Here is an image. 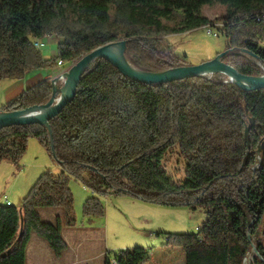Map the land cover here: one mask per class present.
<instances>
[{
    "label": "trees",
    "instance_id": "obj_1",
    "mask_svg": "<svg viewBox=\"0 0 264 264\" xmlns=\"http://www.w3.org/2000/svg\"><path fill=\"white\" fill-rule=\"evenodd\" d=\"M214 6L223 10L221 61L244 76H264V0H0V81L22 85L29 73L46 75L24 81L1 111L45 104L57 62L70 66L108 43L124 42L126 62L140 72L190 66L166 38L213 27L202 9ZM49 37L55 52L45 57L33 43ZM48 125L51 138L37 124L0 129V164L19 162L35 139L57 167L16 204L0 203V264H26L32 237L62 257V229L76 228L69 180L91 193L82 205L88 222L103 218L100 197L108 195L201 210L195 232L164 234L167 246L183 250L184 264H244L263 222L253 264H264V89L244 92L220 74L145 85L99 59ZM172 153L183 163L178 181L164 170ZM45 209L52 219L41 216ZM149 256L141 247L106 252L104 264H148Z\"/></svg>",
    "mask_w": 264,
    "mask_h": 264
},
{
    "label": "rangeland",
    "instance_id": "obj_2",
    "mask_svg": "<svg viewBox=\"0 0 264 264\" xmlns=\"http://www.w3.org/2000/svg\"><path fill=\"white\" fill-rule=\"evenodd\" d=\"M202 13L214 22L213 27H209V29L217 33L216 29L221 26L222 8L218 6L203 8ZM173 25L174 23L171 22V26ZM205 30L206 28L197 29L177 36H171L166 38V40L173 46L176 55L186 57L190 65H198L213 59L216 55L222 53L224 49V38L219 34L208 36L205 34ZM54 44L55 39L53 37L46 38L44 48L41 50L42 54L55 52ZM68 67L65 66L60 72H65ZM53 73L54 71L51 74L48 73V78H51ZM54 75L58 77L59 74L55 73ZM62 82L63 80L59 79L56 86L61 87ZM16 84H19L20 87L22 86L18 80L2 79L0 81V98H3V96L7 97L8 93L13 91L11 87L13 85L17 86ZM2 103L0 100V106ZM45 169H49L52 172L54 170L55 172V162L35 139H29L26 151L19 162L16 164L7 162L0 164V200L2 198L3 201L6 200L16 204L19 198L25 196L35 183L36 177L41 174L40 172ZM164 170L173 181L182 179L183 163L176 153L169 155L168 161L164 164ZM68 185L72 194L76 230L81 232L78 235L75 234V239L81 238L86 232L93 239V243L85 245H95V250L91 252L90 256L88 254L91 264H103L104 251L107 249L108 252L117 253V251L135 247L144 248L150 254L148 264H184L183 250L180 247L167 246L164 234L193 233L204 221L203 212L199 209L192 212L186 208L161 207L126 196L108 195L100 197L104 210L103 218H94L88 222L82 215V205L85 197L89 195L87 193L88 190L74 180H69ZM45 210L49 212L51 209ZM262 224L263 222L257 229L253 238V248L246 255L244 264H253L255 262L256 253L254 246L257 243H262ZM62 234L71 247L73 245L81 247L77 246L79 245L77 240L74 238L73 240L67 235L66 228L62 229ZM32 239L33 241L27 249L26 264H59V260L51 256L41 241L35 237ZM103 240L104 249L102 250L100 247L103 244ZM36 244H41L44 248L40 249ZM96 255L97 258L92 260L93 256ZM111 257L112 254L110 255Z\"/></svg>",
    "mask_w": 264,
    "mask_h": 264
},
{
    "label": "water",
    "instance_id": "obj_3",
    "mask_svg": "<svg viewBox=\"0 0 264 264\" xmlns=\"http://www.w3.org/2000/svg\"><path fill=\"white\" fill-rule=\"evenodd\" d=\"M124 42L108 43L85 54L71 64L60 77L49 79L51 95L49 100L40 106H33L21 111H0V129L12 126H26L37 124L48 130V121L56 116L74 98L77 85L83 73L96 61L104 60L115 68L122 76L129 80L145 85L165 84L173 81L204 77L212 74H220L227 77L232 84L244 92L264 89V76L249 77L238 73L231 66L223 63L221 59L226 55L222 52L213 59L198 65H190L169 69L158 73L140 72L132 68L124 58ZM63 80L61 87H57V81ZM253 127L245 130L244 137L248 147V133ZM53 153V147H51ZM21 235V234H20Z\"/></svg>",
    "mask_w": 264,
    "mask_h": 264
},
{
    "label": "crops",
    "instance_id": "obj_4",
    "mask_svg": "<svg viewBox=\"0 0 264 264\" xmlns=\"http://www.w3.org/2000/svg\"><path fill=\"white\" fill-rule=\"evenodd\" d=\"M52 41V40H51ZM54 46V45H53ZM52 46V47H53ZM51 54H53V53H45V54H43L44 56H49V55H51ZM59 70L60 69H56L55 71H54V73H53V75L56 73V74H58L59 73ZM53 75H52V77L51 78H55V75H54V77H53ZM46 75H45V73H43V72H41V73H36V72H34V73H29V74H27L26 76H25V78H24V80L22 81V86L20 87L19 86V84H16L17 86H15V85H13L11 88H13V91H11L10 93H8V95H7V97H4L3 96V98L1 97L0 98V100H1V102H3L2 103V105L0 106V111H1V108L5 105V104H7V103H9L13 98H15L16 96H18L21 92H22V88H23V82L24 81H26V83H27V85L28 84H30V83H32V82H35L36 80H37V78L39 77V78H41L42 80H44V78H46L45 77ZM50 78V77H49ZM16 87V89L14 90V88ZM3 100V101H2ZM44 171V170H43ZM43 171H41L40 173H42ZM56 171H57V167H56ZM55 171V172H56ZM53 172H54V170H53ZM39 173V174H40ZM38 177V176H37ZM37 177H36V179H37ZM87 193L89 194V195H87L86 197H85V199H87L88 197H90V192H88L87 191ZM26 195V194H25ZM24 197V196H23ZM22 197H20L19 198V200L21 199ZM18 200V201H19ZM17 201V202H18ZM3 202V200H2V198H1V200H0V203H2ZM7 202H9V203H13V202H10V201H7ZM41 216L42 217H44V218H46L47 220H50V219H52V217L54 216V212L52 211V210H49V212H48V210H42L41 211ZM66 233H67V235H69V237H71L72 239L74 238L75 239V234L76 235H78L79 233H81V232H79L78 230H76V228H74V229H66ZM98 234V233H97ZM86 235V236H85ZM62 236H63V234H62ZM66 236V235H65ZM33 238V237H32ZM31 238V239H32ZM36 238V237H35ZM64 238V240L66 241V243H67V245H68V247H67V250H66V252L62 255L63 257H61V258H59L58 260H59V264H91L90 262H89V256H90V254H91V252H93L95 249V245H93V244H88V245H85V244H87V243H93V239L90 237V236H88L87 234H86V232H85V234H83V236L81 237V238H76L75 240H77V242L79 243V245H77V246H81V247H75V245H73L72 247L69 245V243H68V241L65 239V237H63ZM38 239V238H37ZM73 239V240H74ZM39 240V239H38ZM33 241V239L32 240H30V242H29V244L31 243ZM40 241V240H39ZM43 243V242H42ZM103 244H102V246L100 247V248H102V250L104 249V240H103V242H102ZM44 244V243H43ZM37 245V247L38 248H44V246H42L41 244H36ZM45 245V244H44ZM83 245H85V246H83ZM29 246V245H28ZM36 247V248H37ZM46 247V246H45ZM47 248V247H46ZM27 249H28V247H27ZM124 250V249H123ZM107 252H108V249L106 250ZM106 251H104L105 252V254H106ZM88 254H89V256H88ZM52 256V255H51ZM94 258L92 259V260H94V259H96L97 258V255L96 256H93ZM103 259H104V256H103ZM26 261H27V250H26ZM104 264V263H103Z\"/></svg>",
    "mask_w": 264,
    "mask_h": 264
},
{
    "label": "built area",
    "instance_id": "obj_5",
    "mask_svg": "<svg viewBox=\"0 0 264 264\" xmlns=\"http://www.w3.org/2000/svg\"><path fill=\"white\" fill-rule=\"evenodd\" d=\"M205 34L208 35V36H216L217 35V33H215V32H205ZM44 42L45 41H43V42H41V41H35L33 43V47L35 49L42 50L44 48ZM64 66H65L64 62H62V61L57 62V67L61 71H62V69H64L63 68ZM60 70H59V73H58L59 74L58 77H60L62 75V73H63V72H60ZM49 79H52V78H48V80ZM4 201H6V200H4ZM111 264H116V263L114 261H112Z\"/></svg>",
    "mask_w": 264,
    "mask_h": 264
},
{
    "label": "bare ground",
    "instance_id": "obj_6",
    "mask_svg": "<svg viewBox=\"0 0 264 264\" xmlns=\"http://www.w3.org/2000/svg\"><path fill=\"white\" fill-rule=\"evenodd\" d=\"M205 32H212V30L209 28H206Z\"/></svg>",
    "mask_w": 264,
    "mask_h": 264
}]
</instances>
